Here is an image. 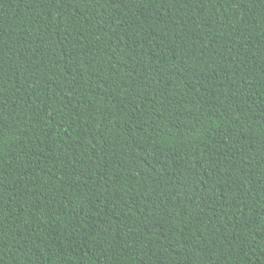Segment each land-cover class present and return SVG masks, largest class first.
<instances>
[{"label": "trees", "instance_id": "obj_1", "mask_svg": "<svg viewBox=\"0 0 264 264\" xmlns=\"http://www.w3.org/2000/svg\"><path fill=\"white\" fill-rule=\"evenodd\" d=\"M0 264H264V0H0Z\"/></svg>", "mask_w": 264, "mask_h": 264}]
</instances>
